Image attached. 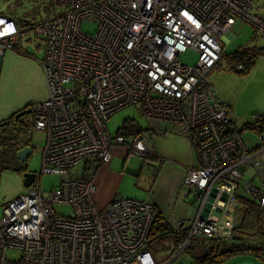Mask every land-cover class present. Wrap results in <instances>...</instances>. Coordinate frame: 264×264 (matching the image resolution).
Here are the masks:
<instances>
[{"label": "built area", "instance_id": "2783aa9c", "mask_svg": "<svg viewBox=\"0 0 264 264\" xmlns=\"http://www.w3.org/2000/svg\"><path fill=\"white\" fill-rule=\"evenodd\" d=\"M47 1L63 8L32 23L44 42L47 98L31 109L34 127L46 134L41 173H58L60 180L48 191L29 187L4 205L0 264H181L176 259L193 235L233 239L237 198L243 194L264 207V113L250 123L258 143L249 150L207 73L221 58L231 26L242 20L264 34V13L249 12L253 0ZM83 23L94 25L93 31ZM19 33L14 15L0 9V66L7 49L17 50ZM188 49L197 53L191 65L180 59ZM130 105L140 107L148 126L132 135L111 134L108 118ZM169 127L192 144L196 163L185 169L182 184L195 204L190 216L170 221L179 231L187 225L185 234L170 255L156 259L150 249L155 205L116 194L98 206L95 174L116 145L151 156L152 134ZM247 164L256 182L242 180ZM54 203L72 213H56ZM188 264L204 263L199 258Z\"/></svg>", "mask_w": 264, "mask_h": 264}, {"label": "rangeland", "instance_id": "374dc122", "mask_svg": "<svg viewBox=\"0 0 264 264\" xmlns=\"http://www.w3.org/2000/svg\"><path fill=\"white\" fill-rule=\"evenodd\" d=\"M62 8L60 4L47 0H0V9L14 15L20 26L17 50L7 49L1 63L0 117L9 116L13 112L12 107L21 108L30 104L33 109L36 102L47 98V87L40 63L44 54V42L35 32L32 23L56 14ZM249 12L263 14L264 0H253ZM82 28L87 32H92L94 25L83 23ZM224 38L226 39L225 44L222 45L224 57H221L208 71L207 78L220 101L229 109L237 129L240 130L242 141L250 150L258 143L257 133L251 128L250 123L264 113V34L258 32L247 22L239 20L224 34ZM241 48L260 49L253 65L245 73L236 72V64L232 65L227 62L225 57L226 54ZM180 59L191 65L195 63L197 53L188 49L181 54ZM21 118L27 124L26 132L32 146V153L25 161H20L25 166V170L18 172L8 169L1 172L0 216L4 205L26 193L29 187L48 191L58 185L60 180L58 173H41L42 149L46 134L44 130L34 127L33 111L24 114ZM125 119L133 122L140 129L148 126V120L140 107L130 105L108 118L106 122L108 131L114 134L123 127ZM128 124L130 123H126ZM170 128L165 133H154L151 136L150 141L155 147H159L163 154H154L153 157L148 156L144 159L134 154H127L129 156L125 159L114 156L112 167H116L122 174L118 189L120 195L157 204V208L161 209L163 215L173 220L192 214L195 204L192 192L187 193L185 204L181 202L177 205L178 200H175L174 194L179 188L174 189V184L178 179V170L184 173L185 169L194 163L195 154L194 151L190 154L191 143L185 135L178 129L171 130ZM81 167L82 163L70 168L71 175ZM29 171L35 173V181L26 187L23 184V173ZM241 178L245 181L254 180L256 182V175L250 164L246 165ZM239 182L242 183V181ZM187 188L186 185H182V190ZM235 205L236 201L231 208V219H234ZM52 207L58 214L70 215L72 213V208L68 205L54 203ZM186 227L187 225L181 230L185 231ZM177 231H179L177 228L172 227L171 231L159 234L152 239L150 249L156 259L170 255L176 244ZM253 235H248L243 240L250 243ZM210 242V239L202 235H193L188 248L176 261L181 264L194 261L196 257L202 255L203 247ZM220 242L224 250H229L233 244H238L234 239H221ZM216 264H264V260L248 251H242L231 254Z\"/></svg>", "mask_w": 264, "mask_h": 264}, {"label": "trees", "instance_id": "16d2710c", "mask_svg": "<svg viewBox=\"0 0 264 264\" xmlns=\"http://www.w3.org/2000/svg\"><path fill=\"white\" fill-rule=\"evenodd\" d=\"M259 53L260 49L241 48L226 54L225 57L227 62L232 65L242 62L243 68L235 69V71L238 73H245L253 65L255 57ZM221 57H224V55ZM29 106L30 104L25 105L24 107ZM14 113L15 111L10 115L9 123L0 127V174L2 171L8 169H13L18 172L25 170L23 163L18 161L17 151L23 146L30 145V140L26 132L27 124L21 117L14 120ZM126 123L130 124L126 125ZM140 130L141 129L133 122H129L128 119H125L123 127L119 128V130L115 133L132 135L140 132ZM153 155L154 154L150 157H153ZM233 218V239L238 244H233L229 250H224L221 248V240H211L209 244H206L203 247L202 255L196 257L195 259L201 258L204 264H216L231 254L248 251L256 257L264 260V207L257 206V204L254 201L249 200L247 196L241 195L237 198ZM172 227L173 226H171L170 220H168L162 214L161 210L155 206V219L150 231L151 240L159 234L171 231ZM184 234L183 230L176 232V244L184 236ZM251 234H254L252 236V242H245L244 240Z\"/></svg>", "mask_w": 264, "mask_h": 264}, {"label": "crops", "instance_id": "0c3cea01", "mask_svg": "<svg viewBox=\"0 0 264 264\" xmlns=\"http://www.w3.org/2000/svg\"><path fill=\"white\" fill-rule=\"evenodd\" d=\"M222 41H223V44H225L226 39L224 38V36L222 38ZM3 57H4V55H3ZM2 60H3V58H2ZM2 60H1V63H2ZM17 109H19V108L18 107H12L11 108V110H13V112ZM9 116H7V117H9ZM7 117H0L1 118L0 120H4ZM163 133H165V132H163ZM190 146H191V150L189 149V152H190V154H193L192 153L193 152L192 144ZM151 147H152V154H163L161 149L159 147H155V145L152 144V142H151ZM111 153H112L111 160L106 164L100 165L97 168L96 174H95V182H96L97 190L94 194V199H95V202L97 203L98 206L104 205L105 203L110 201L116 194H119L118 189H119L120 181L122 180V174H121V171H118V169L116 167H112L113 157L117 156V157L125 159L127 156H129V155H127L128 153L125 151V149L121 145H116V146L112 147ZM195 163H196V161L194 160V163L189 167L194 166ZM178 171H179L178 179H177V182L174 184V189L179 188L174 194L175 200H178L177 205H179L178 203H181V202L185 204V199L187 197V193L190 192L189 188H187L186 190H182V185H183L182 184V178H183L184 173H182L180 170H178ZM155 206L157 207V204H155ZM182 212H183V210H182ZM162 214H164V213L162 212ZM165 217L171 221V218H169L167 216H165ZM186 217L187 216H185L184 218H186Z\"/></svg>", "mask_w": 264, "mask_h": 264}, {"label": "water", "instance_id": "95a60500", "mask_svg": "<svg viewBox=\"0 0 264 264\" xmlns=\"http://www.w3.org/2000/svg\"><path fill=\"white\" fill-rule=\"evenodd\" d=\"M31 111H32V109L30 106L29 107L23 106V107H21L15 111V113L13 114V118H14V120H17L18 118H20L24 114L30 113ZM9 121H10V116L5 118L4 120H0V127L7 125L9 123ZM31 153H32V146L31 145L23 146L22 148H20L17 151V158L19 161L23 162L28 158V156ZM34 181H35V173L34 172L29 171V172L23 173V184H24V186L28 187L32 183H34ZM216 192H217V189L213 188L212 192L209 195L208 202L205 206V209L203 211L204 216H207V213L209 212V209L211 207V203L213 202V200L215 198ZM225 197H226V193H223L222 196L220 197L219 202H218V206L214 212L213 219H216L217 216L219 215V211H220L221 206L223 205Z\"/></svg>", "mask_w": 264, "mask_h": 264}]
</instances>
